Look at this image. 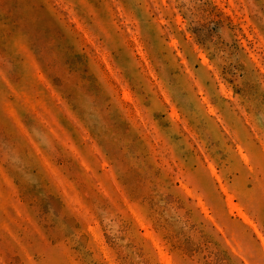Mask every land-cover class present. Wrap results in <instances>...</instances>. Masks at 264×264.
<instances>
[{"label":"clouds","instance_id":"obj_1","mask_svg":"<svg viewBox=\"0 0 264 264\" xmlns=\"http://www.w3.org/2000/svg\"><path fill=\"white\" fill-rule=\"evenodd\" d=\"M8 2L0 0V106L15 98L23 113L24 94L51 101L54 90L62 102L50 107L63 117L80 156L51 132L42 137L47 125L31 112L25 122L39 151L14 121L0 119V264H162L146 231L167 251L163 264H264V244L245 237L243 255L228 244L232 222L226 213L221 218L216 204L223 193L206 165L188 158L182 140L174 141L187 169L181 179L228 225L227 236L180 186L176 173L156 164L139 124L126 115L131 106L120 99L127 86L145 116H166L174 106L182 121L204 127L227 113L231 124L247 133L246 147L248 137L264 141V0H110L120 28L105 13L103 0H91L100 4L96 15L89 0H21L22 14L15 20L3 15ZM122 16L139 28L143 57ZM96 45L110 53L119 82ZM209 104L215 113H209ZM69 111L88 130L87 139ZM93 142L103 156L93 152ZM103 159L108 163L102 170ZM260 172L264 176V167ZM246 195L243 187L234 191L264 231V191L255 203ZM90 225L106 238L110 260Z\"/></svg>","mask_w":264,"mask_h":264},{"label":"rangeland","instance_id":"obj_2","mask_svg":"<svg viewBox=\"0 0 264 264\" xmlns=\"http://www.w3.org/2000/svg\"><path fill=\"white\" fill-rule=\"evenodd\" d=\"M5 7L7 10L3 15L6 18L15 20L22 14L24 5L21 0H9ZM98 7H100V4L91 3V0H89L88 8L92 15H96V9ZM103 9L105 13L112 15L116 26L120 28V19H116L110 0H103ZM121 18L123 19V24L126 26V31L129 34V40L135 43L136 52L143 57L144 53L137 39L139 28L137 27L134 29L131 26L135 23L131 17L122 16ZM73 19L75 20L77 18L74 16ZM101 23L103 25V21H101ZM77 26L84 30V35L89 42L95 43L93 36L85 28V25L80 24L77 21ZM173 44H175V41H173ZM96 49L97 52H99L101 59H103L107 69L112 73L115 80L119 82L120 77L116 74L117 70L113 68L112 63L110 62V53L99 45H96ZM177 55L183 57L182 53H177ZM254 55L258 56L259 54L254 53ZM144 59L145 64L148 65L149 72L151 73V65L148 63L146 57ZM180 62L185 66L188 65L186 58L181 59ZM188 70L191 72L192 69L189 67ZM151 75L155 77V73H151ZM221 90H224L223 86L221 87ZM230 94V92L225 91V95ZM120 99L131 106L126 111V115L134 126L139 124L142 141L156 158V164L164 168L166 171L176 173V178L180 181V186L184 188L189 195L198 200L204 215L212 220L215 226L227 236L228 233L226 228L228 225H221L217 221L216 216L210 214L209 208L204 204V201L200 199L196 191L193 188H189L188 185L184 183L183 179H181L187 175V169L185 167V160L179 158L177 155L174 141L177 138L182 140L187 145L188 158L198 161L201 167L206 165L207 170L219 185L220 192L223 193V196L220 201L217 202L216 207L221 218H223L226 213L227 218L232 222V239L228 240V244L234 249V251L243 255L247 246L245 237H248L257 243L264 244V231H262L260 225L252 219L245 207L234 198V191L243 187L247 192L245 199L250 203H255L259 199L261 192L264 191V176H262L260 172L261 167H264V162L261 161V150L264 149V141L258 137H248L250 148L246 147L244 141L247 133L242 128L234 127L231 124L227 113H222L221 115L216 116L217 123L215 126L208 125L207 127H204L182 121L174 106L166 116H158L155 113H152L150 117L145 116V112L137 101L136 96L127 86H122ZM165 99H167L166 95ZM207 99L208 97H204V100ZM23 101L25 107L24 112L21 113L17 110L15 98L8 99L2 106H0V119L14 121L15 125L19 127L20 133L24 137H27L28 141L32 142L36 147V150L39 151V146L35 145L32 135L29 132V126L25 122L29 119L27 113L31 112L39 117L42 125H47V128H43L39 133L42 137L46 138L47 134L51 132L58 138H61L65 146L74 154L80 156V149L73 141L69 131L61 124L63 117L58 116L52 110V107H50V104L55 106L57 101L62 102L61 98L54 90L52 92L51 101L39 96L33 97L28 94H24ZM208 110L209 113L216 112V109L212 104L208 105ZM68 115L76 120V123L83 130L84 138L87 139L89 135L88 130L83 128L81 122L76 119L70 111ZM47 116H51V119H48ZM176 121L179 122L176 123ZM172 133L175 135H171ZM250 149L251 152L254 153V156L250 155ZM92 150L94 153L103 156V153L95 142L92 144ZM82 163H84L85 167H88L86 160L82 159ZM107 163L106 159L101 161L102 170L106 169ZM173 165L175 167H173ZM222 172L224 173L223 175L221 174ZM107 174H111L110 169H107ZM112 178L115 180L114 175ZM229 182H231L233 190H230ZM129 210L132 211L133 215H137L136 209L133 205H129ZM85 214H87V210H85ZM108 219L110 220V217ZM137 219L140 220L138 215ZM245 225L247 228H244ZM141 227H146V225L141 222ZM237 228L242 229V231L237 233ZM115 229L116 225H113V230ZM89 230L93 233L95 241L100 246L103 256L110 260L111 250L107 247L106 238L99 230V227L97 226L93 228L90 225ZM144 234L147 237H152L153 243L159 250L162 264L163 262H166L169 259V256L162 242L158 238L153 237L151 231H146ZM233 239L236 241L235 244H233Z\"/></svg>","mask_w":264,"mask_h":264}]
</instances>
